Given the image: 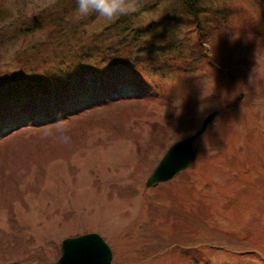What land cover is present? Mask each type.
Returning a JSON list of instances; mask_svg holds the SVG:
<instances>
[{"label": "rangeland", "instance_id": "374dc122", "mask_svg": "<svg viewBox=\"0 0 264 264\" xmlns=\"http://www.w3.org/2000/svg\"><path fill=\"white\" fill-rule=\"evenodd\" d=\"M55 1L0 0V35ZM203 1L221 22L211 57L189 51L192 25L169 22L151 35L176 33L186 59L167 79L151 77L147 99L1 137L0 264H50L63 238L91 231L109 245L112 264H264V0ZM174 3L139 0L131 18L163 19ZM62 15L88 37L115 27L76 9ZM41 33L6 44L8 69L20 44ZM215 109L193 163L146 186L163 152ZM176 209L190 222L176 220Z\"/></svg>", "mask_w": 264, "mask_h": 264}, {"label": "trees", "instance_id": "16d2710c", "mask_svg": "<svg viewBox=\"0 0 264 264\" xmlns=\"http://www.w3.org/2000/svg\"><path fill=\"white\" fill-rule=\"evenodd\" d=\"M174 2L172 13L163 19L133 22L131 15H138L135 11L115 19V31L108 28L90 37L78 31L77 23L64 19L67 15L62 17V12L76 9L75 0H56L35 14L19 15L21 20H13L9 32L0 35L4 67L10 57L3 52L6 44L39 30L43 35L20 42L11 56L14 69L0 68V139L22 127L54 125L118 101L147 99L151 77L167 79L171 72L181 71L186 59V44L176 33L158 40L151 35L169 22L192 25L186 35L193 45L189 51L200 60L211 57V38L221 25L213 17L216 8L203 0ZM180 210H175L176 220L187 222ZM191 231L186 236L180 232V238L188 239Z\"/></svg>", "mask_w": 264, "mask_h": 264}, {"label": "water", "instance_id": "95a60500", "mask_svg": "<svg viewBox=\"0 0 264 264\" xmlns=\"http://www.w3.org/2000/svg\"><path fill=\"white\" fill-rule=\"evenodd\" d=\"M219 113L218 109L204 115L194 133L184 136L163 152L145 181L146 186L172 179L185 170L196 159L197 151L194 140L205 132V128ZM112 252L103 237L95 231L70 235L61 241L60 256L50 264H112Z\"/></svg>", "mask_w": 264, "mask_h": 264}, {"label": "clouds", "instance_id": "9594fccd", "mask_svg": "<svg viewBox=\"0 0 264 264\" xmlns=\"http://www.w3.org/2000/svg\"><path fill=\"white\" fill-rule=\"evenodd\" d=\"M76 12L81 17L96 15L106 21L130 15L137 10L139 0H75ZM61 140L70 138L61 133Z\"/></svg>", "mask_w": 264, "mask_h": 264}]
</instances>
